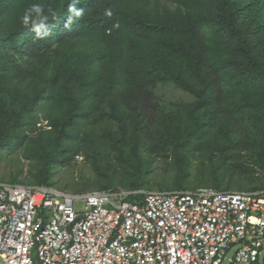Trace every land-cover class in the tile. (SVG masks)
Listing matches in <instances>:
<instances>
[{"label":"trees","instance_id":"1","mask_svg":"<svg viewBox=\"0 0 264 264\" xmlns=\"http://www.w3.org/2000/svg\"><path fill=\"white\" fill-rule=\"evenodd\" d=\"M5 151L9 183L80 155L98 190H150L153 158L158 189H264V0H0Z\"/></svg>","mask_w":264,"mask_h":264},{"label":"built area","instance_id":"2","mask_svg":"<svg viewBox=\"0 0 264 264\" xmlns=\"http://www.w3.org/2000/svg\"><path fill=\"white\" fill-rule=\"evenodd\" d=\"M0 264H264V189L79 194L0 181Z\"/></svg>","mask_w":264,"mask_h":264},{"label":"rangeland","instance_id":"3","mask_svg":"<svg viewBox=\"0 0 264 264\" xmlns=\"http://www.w3.org/2000/svg\"><path fill=\"white\" fill-rule=\"evenodd\" d=\"M163 99L176 100L180 97L185 98L178 89L172 86L162 88ZM169 160V159H168ZM167 162L169 163L170 161ZM165 161L153 158L151 163L152 170L148 173L149 189H158L160 186L169 184L168 178L172 174L170 165ZM194 172V167L192 169ZM93 173L86 162V160L76 159V161L69 167H60L55 175L56 187L71 192V193H85L88 191L98 190L97 187L90 183ZM27 182L30 181L28 176V165L18 153L1 152L0 153V181L1 182ZM240 190V189H239ZM78 209L82 208L80 202L76 203ZM231 252L227 257H231Z\"/></svg>","mask_w":264,"mask_h":264},{"label":"clouds","instance_id":"4","mask_svg":"<svg viewBox=\"0 0 264 264\" xmlns=\"http://www.w3.org/2000/svg\"><path fill=\"white\" fill-rule=\"evenodd\" d=\"M25 19H27V18H25Z\"/></svg>","mask_w":264,"mask_h":264}]
</instances>
